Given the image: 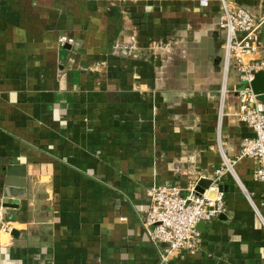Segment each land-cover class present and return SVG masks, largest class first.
<instances>
[{
	"label": "crops",
	"instance_id": "crops-1",
	"mask_svg": "<svg viewBox=\"0 0 264 264\" xmlns=\"http://www.w3.org/2000/svg\"><path fill=\"white\" fill-rule=\"evenodd\" d=\"M233 2L264 15V0ZM220 13L218 0H0V264H264L251 158L239 182L223 177L224 212L195 254L161 262L143 228L154 185L211 178L254 135L233 116ZM7 168L24 174L18 208L2 203Z\"/></svg>",
	"mask_w": 264,
	"mask_h": 264
},
{
	"label": "built area",
	"instance_id": "built-area-1",
	"mask_svg": "<svg viewBox=\"0 0 264 264\" xmlns=\"http://www.w3.org/2000/svg\"><path fill=\"white\" fill-rule=\"evenodd\" d=\"M209 2L199 0L203 7L208 6ZM218 2L221 6L218 27L224 33L225 78L230 68L237 74V81L231 89L238 100L233 116L247 123L254 135L243 138L239 153L233 160L225 161L215 169L211 183L202 192L196 189L197 181L186 188L163 184L151 188V203L143 228L154 244L163 245L159 247L161 262L181 253L195 254L198 251L202 241L199 223L210 222L224 212L225 194L219 186L226 173H232L239 182L234 166L240 160H254L253 177L264 185V101L251 85L256 74L264 72V15L257 18L235 5L233 0ZM60 40L62 45L70 41L66 37ZM231 90L224 82L220 94V115L224 113L226 95ZM3 230L11 232L12 226L6 224Z\"/></svg>",
	"mask_w": 264,
	"mask_h": 264
},
{
	"label": "water",
	"instance_id": "water-1",
	"mask_svg": "<svg viewBox=\"0 0 264 264\" xmlns=\"http://www.w3.org/2000/svg\"><path fill=\"white\" fill-rule=\"evenodd\" d=\"M262 39L264 40V28L262 29ZM252 88L253 91L256 94H259V97L261 100L264 101V72H259L256 74L255 79L252 82ZM7 176L3 180V187H2V194L4 195L2 197V203L3 206L8 207H19L20 199L24 198L26 196V182L24 178V174L22 175V179H13L10 177L11 169L7 168ZM211 183V178L202 177L197 183L196 189L200 192H202L205 188L209 186ZM20 187L18 190L14 188V186ZM233 186H231L232 188ZM220 190H227L228 186L221 184L219 186ZM203 222L199 223V226L202 225ZM12 234H16V231H12Z\"/></svg>",
	"mask_w": 264,
	"mask_h": 264
}]
</instances>
